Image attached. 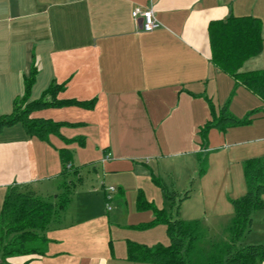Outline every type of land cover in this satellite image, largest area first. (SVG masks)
Here are the masks:
<instances>
[{
    "label": "crops",
    "instance_id": "0c3cea01",
    "mask_svg": "<svg viewBox=\"0 0 264 264\" xmlns=\"http://www.w3.org/2000/svg\"><path fill=\"white\" fill-rule=\"evenodd\" d=\"M136 7H152L161 26L143 30L142 21L132 15ZM229 15L260 18L264 38V0H0V115L12 113L15 101L25 94L32 69L36 77L30 100L41 98L55 85H64L58 99L87 104L95 100L92 106L34 111L33 117L67 123L60 128L62 137L51 134L49 142L29 135L22 123L2 130L0 211L13 184L56 198L66 181L73 182L69 206L84 182L80 165L87 163L95 173L102 165L100 179L115 183L114 192L124 196L125 170L149 181L152 170L140 169L138 163L150 168L148 162L163 157L164 151L196 160L200 128L211 119L206 98L217 111L228 105L235 115H242L236 109L247 113L261 107L260 96L236 84L212 62L210 23ZM261 69L264 49L248 59L241 71ZM232 92L233 99L227 102ZM253 121L245 127L253 126ZM263 128L259 127L257 139L264 138ZM229 129H212L210 142L218 131ZM63 148L71 151V163L79 175L63 174ZM71 175L75 180L69 179ZM104 190L94 182L80 191L89 197H84L83 208L90 216L69 223L67 206L45 232L49 242L43 255L13 256L7 264H151L129 260L127 242L168 245L170 240L149 242L150 234L124 238L125 249L116 253L106 215L112 209L104 206L108 199ZM153 218H130L125 226ZM161 228L165 238L166 226Z\"/></svg>",
    "mask_w": 264,
    "mask_h": 264
},
{
    "label": "trees",
    "instance_id": "16d2710c",
    "mask_svg": "<svg viewBox=\"0 0 264 264\" xmlns=\"http://www.w3.org/2000/svg\"><path fill=\"white\" fill-rule=\"evenodd\" d=\"M209 32L214 65L231 75L236 84L244 85L264 100V69L241 71L248 59L258 56L264 49L261 19L251 15H229L225 19L211 22ZM35 77L36 71L32 69L25 83V94L15 101L12 113L0 115V133L6 127L22 123L29 135L49 142L51 134L62 137L60 128L67 123L33 117L34 111L73 104L92 106L95 100L87 104L73 99H58L57 95L64 89V85L50 86L41 98L30 100ZM48 96L51 100L47 99ZM206 99L211 119L200 128L203 149L208 147L212 129L225 131L229 127L248 125L254 119L251 115L254 111L239 118L230 111L228 105L217 111L212 100ZM79 141L84 142V138ZM60 154L63 174L79 175L78 168L73 165L71 169L67 167L71 163V151L63 148ZM202 160L200 163L205 165L206 159ZM244 174L247 191L241 197L231 200L234 216L225 228L228 238L210 242L209 247L202 245L208 236L201 221L186 220L181 215L183 202L190 198L192 189L180 192L175 183L168 184L163 178L153 175L154 182L162 190L164 207L158 208L140 192L139 209H153L155 214L152 220L136 227L148 229L164 224L170 243L149 246L128 241L127 258L151 264H264V244L238 246L246 233L251 231L253 213L264 208V157L247 159L244 162ZM74 186L73 182L66 181L56 198L40 196L27 185L13 184L8 187L0 211V264H7V259L13 256L43 255L46 252L49 238L45 232L66 210Z\"/></svg>",
    "mask_w": 264,
    "mask_h": 264
},
{
    "label": "rangeland",
    "instance_id": "374dc122",
    "mask_svg": "<svg viewBox=\"0 0 264 264\" xmlns=\"http://www.w3.org/2000/svg\"><path fill=\"white\" fill-rule=\"evenodd\" d=\"M233 96L234 93L232 92L227 102H231ZM236 111L242 114H236L239 118H243L252 112L244 113L245 111L240 109H236ZM253 111L251 113L253 118L264 115V104L253 109ZM231 112L235 115L232 110ZM253 122V126L250 127H245L249 125L234 126L230 127L226 133L218 131L219 134L213 137V142H210L209 138L207 149L202 148L200 141L196 160H190L188 156L170 155L168 151H164V156L158 158L160 160H148H151V162H148L151 169L141 163L136 166L140 169L145 168L152 171L154 169L157 177L163 178L168 184L175 183L177 189L182 192L192 189L191 194L194 195L190 200L183 202L181 212L184 218H197L201 221L208 236L202 244L204 247H209L210 242L222 241L228 238L225 228L231 222L234 213L231 200L241 197L247 191L244 162L249 158L264 156V138H256L260 136L259 127L263 128L264 118L254 119ZM201 159H206L205 165L200 163ZM80 166L84 182L77 187V190H75L77 193L68 206L66 220L69 223H80L84 218L90 216L83 208V199L86 198V195L81 194L83 189L93 186L94 182L97 188L99 190L101 188L103 192H105V188L108 189L112 186L118 188L112 181L100 179V177H103L102 165H99L97 173L93 172V165L89 163ZM204 169L205 172H202ZM152 171H150L148 181L142 175H132L125 170L123 177L128 184L126 194L120 196L115 191L112 192L113 199L111 201L104 200L105 208L107 209V206L110 205V209H112L109 211L110 214L106 215L108 220L110 218L112 239L118 254L122 252V249H125L124 238L135 240V238H140L142 235L150 234V238L147 239L149 242H152V238L153 240H166V242H169L167 232H165L164 238V230L161 228L163 224L155 226L156 229L155 227L148 229L136 227L146 222L125 226L130 218L131 220L143 219L147 221L155 214L153 209H139L138 197L140 192L145 195V199L150 203H154L158 208L164 207L163 193L161 188L154 182L152 178L154 171ZM69 179L75 180V177L71 175ZM136 186H140V188ZM106 211L108 212V210ZM252 218L251 231L246 233L238 246L264 243V208L254 212ZM157 231L160 233V237L159 234L157 235Z\"/></svg>",
    "mask_w": 264,
    "mask_h": 264
},
{
    "label": "built area",
    "instance_id": "2783aa9c",
    "mask_svg": "<svg viewBox=\"0 0 264 264\" xmlns=\"http://www.w3.org/2000/svg\"><path fill=\"white\" fill-rule=\"evenodd\" d=\"M132 15L134 17V19L136 20H141L142 21V29L145 31H151L154 30L158 27L161 26L160 22L158 21V19L155 16L154 10L152 7H148V8H142V7H136L133 12ZM106 159H109L110 156H106ZM67 167L69 169L72 168V163H69L67 165ZM108 191V200H112L113 199V194L112 192L115 191V187H109L107 189ZM108 208H111L110 205H108Z\"/></svg>",
    "mask_w": 264,
    "mask_h": 264
}]
</instances>
